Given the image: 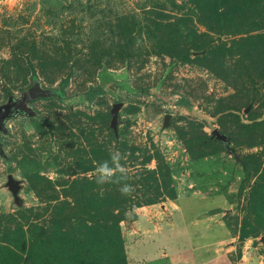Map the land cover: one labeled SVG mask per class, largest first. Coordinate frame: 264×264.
Masks as SVG:
<instances>
[{
  "label": "rangeland",
  "instance_id": "rangeland-1",
  "mask_svg": "<svg viewBox=\"0 0 264 264\" xmlns=\"http://www.w3.org/2000/svg\"><path fill=\"white\" fill-rule=\"evenodd\" d=\"M110 149L131 195L96 182ZM174 211L264 262V0H0V264H126Z\"/></svg>",
  "mask_w": 264,
  "mask_h": 264
},
{
  "label": "crops",
  "instance_id": "crops-1",
  "mask_svg": "<svg viewBox=\"0 0 264 264\" xmlns=\"http://www.w3.org/2000/svg\"><path fill=\"white\" fill-rule=\"evenodd\" d=\"M174 212H176V220L163 223L152 221V225L158 224V226L154 229L150 223H147L146 235L143 238L125 239L128 264H153L155 262L168 264L167 260L170 259L172 264H184L183 257L186 253L190 254V264H223V255L232 252L235 248L233 246L235 242L231 238L229 230L222 227L221 235L218 237L214 235V232H211L207 233L206 242L201 241L200 237L196 240L195 237L186 236V228L189 223L183 219V213ZM193 226L195 227V225ZM201 227L199 226V228ZM254 240L248 239L247 241L251 243ZM213 245H217V247L214 249ZM222 246H224L225 254L220 252H223ZM219 253L220 255H218ZM252 253L255 256L256 249ZM258 264H264L262 256H260Z\"/></svg>",
  "mask_w": 264,
  "mask_h": 264
},
{
  "label": "clouds",
  "instance_id": "clouds-1",
  "mask_svg": "<svg viewBox=\"0 0 264 264\" xmlns=\"http://www.w3.org/2000/svg\"><path fill=\"white\" fill-rule=\"evenodd\" d=\"M127 159V154H122L118 149L109 150V159L102 161L95 168L96 182L98 184L115 183L122 185L119 191L123 195H131L133 187L128 183H123L129 179L127 167L121 163ZM131 215V213H128Z\"/></svg>",
  "mask_w": 264,
  "mask_h": 264
},
{
  "label": "water",
  "instance_id": "water-1",
  "mask_svg": "<svg viewBox=\"0 0 264 264\" xmlns=\"http://www.w3.org/2000/svg\"><path fill=\"white\" fill-rule=\"evenodd\" d=\"M120 107H121L120 103L116 104L114 109H113V112H112V114H113V123L112 124H113L114 128H117V126H118V113H119ZM169 117H170V115L167 116L165 125H168ZM212 139L219 140L220 142L226 144L227 149L231 153H234V150L231 148L230 138L226 134L220 132L218 129H215L212 132ZM8 180H9L8 184H9L10 188L12 189L13 193L16 195L18 192V189H19L18 182L14 179V177L12 175H9ZM262 241L264 242V238Z\"/></svg>",
  "mask_w": 264,
  "mask_h": 264
},
{
  "label": "trees",
  "instance_id": "trees-1",
  "mask_svg": "<svg viewBox=\"0 0 264 264\" xmlns=\"http://www.w3.org/2000/svg\"><path fill=\"white\" fill-rule=\"evenodd\" d=\"M105 92H106L105 89L101 86L90 87L88 91L85 92L84 97L88 103H93L99 96L104 95ZM177 105L180 107L190 108L191 102L186 98H182L177 102ZM124 255H126L125 249H124ZM125 258H127V256ZM126 264H128V262H126Z\"/></svg>",
  "mask_w": 264,
  "mask_h": 264
}]
</instances>
